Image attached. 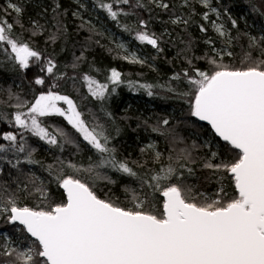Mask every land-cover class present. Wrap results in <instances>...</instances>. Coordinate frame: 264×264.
<instances>
[{
  "label": "snow or ice",
  "instance_id": "6c2138e0",
  "mask_svg": "<svg viewBox=\"0 0 264 264\" xmlns=\"http://www.w3.org/2000/svg\"><path fill=\"white\" fill-rule=\"evenodd\" d=\"M117 2L127 5L130 0ZM199 3L219 16L217 9L210 7V0H199ZM99 6L112 20L126 14L114 10L112 3L103 0ZM158 6L169 8L163 0ZM59 7L57 4L56 8ZM10 11L17 17L22 13L21 7L12 0L0 9V52L21 71L35 66L36 85L45 86L49 78L63 79L65 74H57L53 59L45 60L30 43L15 35L14 23L7 19ZM203 19L209 20L208 12ZM172 23L187 25L189 20L176 17ZM140 25L146 27V22L141 20ZM232 25H236V20H232ZM212 26L221 37H227L222 24L213 21ZM42 27L34 21L32 35ZM200 30L207 31L204 26ZM50 39L54 41L56 36ZM136 39L159 48L154 34L140 30L136 32ZM226 43L230 44L231 39ZM249 47L260 48L261 58L252 59L249 51L244 67L223 64V55L231 56L232 52L213 49L216 56L208 58L211 65L208 70L196 68L189 61V68L183 72L189 92L182 95L191 97L190 115L207 122L212 133L225 143L226 150L233 153L231 159L217 163L214 161L218 153L212 152L211 158L204 163V167L214 173L230 176L235 192L231 197L221 187L216 198L201 194L202 200H197L192 186L184 182L185 172L188 176L194 175L190 165L196 159L193 151L200 147L195 142L190 147L173 148L174 155H169L167 166L141 175L127 161L117 158V150L110 146L111 137L102 124L89 123L73 99L52 90L58 86L56 83L47 91H41L32 102L16 96L14 107L17 110L12 117L15 126L63 150L65 144H75V140L62 128L50 131L41 120L63 117L82 142L95 151L97 158L87 168L57 158L60 167L56 169V180L65 196L61 202L29 207L18 206L15 198H9L6 204L0 205V213L7 214V222L18 225L16 231L30 240L24 248L7 242L0 245V255L8 258L5 264H264V37L259 40L250 37ZM81 59L82 56L77 57V61ZM132 62L143 63L135 56ZM76 66L73 63L74 70ZM173 78L180 79V75ZM83 79L93 97L105 98L107 84L89 75H84ZM109 79L113 85H118L122 82L121 73L113 69ZM139 87L147 90L149 96L153 95V85ZM61 102L66 107H61ZM162 124L167 126L169 121L164 119ZM151 130L160 132L159 127ZM3 140L10 144H0V153L27 151V162L37 163L31 158L34 149H27L23 140L17 143L16 135L5 133ZM180 142L181 138L173 137V144ZM147 150H154V145L149 144ZM160 158L161 153L156 152L154 159L158 162ZM89 159L91 161V157ZM65 167L74 173H94L100 179L115 183L97 171L111 169L138 181L140 187L139 190L125 187V194L130 198L129 207L118 199L101 198L93 185L76 175L64 174ZM138 167L145 166L138 164ZM52 170L50 165V173ZM36 191L44 201L48 200L43 187H36ZM157 194L162 199L161 210H147L152 203L149 198L154 199Z\"/></svg>",
  "mask_w": 264,
  "mask_h": 264
},
{
  "label": "trees",
  "instance_id": "16d2710c",
  "mask_svg": "<svg viewBox=\"0 0 264 264\" xmlns=\"http://www.w3.org/2000/svg\"><path fill=\"white\" fill-rule=\"evenodd\" d=\"M7 2L8 0H0V9L6 7ZM12 2L22 9L19 17L11 11L7 17L9 23H14L15 35L30 43L45 60L53 59L57 64V74L65 75L59 81L49 78L45 86L36 85L35 66L21 71L0 52V144H10L3 140V134L11 132L17 136V143L23 140L27 149H34L31 158L37 161L28 163L27 151L17 153L9 150L0 153V205L6 204L9 198H15L18 206L29 207L61 202L65 196L56 180V169L60 167L57 158L65 162L71 161L82 168H87L97 158L95 151L86 142H82V138H79L63 117L41 118L50 131L62 128L75 140V144H65L63 150L58 146L48 145L15 126L12 120L17 110L14 107L17 103L15 97L32 102L36 95L47 91L53 83L58 86L52 90L73 99L89 123H99L105 127L111 137L110 146L117 150V158L127 161L141 175L145 171L156 172L161 166H167L169 155H174L171 151L173 148L190 147L195 142L200 147L193 151L196 159L190 167L194 170V175L188 176L185 172L184 181L192 186L193 195L197 200H202L201 194L214 199L221 187L229 197L235 194L228 174L214 173L204 167L212 152L218 153L214 161L217 163L231 159L233 153L226 150L225 143L219 141L208 126L200 124L190 115L191 97L182 95L189 92L183 72L189 68V61L196 68L208 70L211 67L208 58L216 56L213 49L232 52L231 56L223 55L222 63L234 68L246 66L244 60L249 51L252 59H260V48H250L249 42L250 37L259 40V35H264V0H221L219 11L229 24L226 39L216 34L207 20L203 19L205 8L196 0H163L169 4L168 9L158 6L161 0H130L127 5L118 3L117 0H103L104 3H112L114 10L126 13L118 16L117 20H112L120 34L129 32L136 35L137 31L143 30L158 38V49L146 43L142 45L144 50H148L147 59L143 63L125 59L120 49L104 41L100 31L91 25L95 12L109 17L99 6L100 0ZM57 4L60 5L59 8H56ZM176 17L187 19L189 23H172ZM141 20L146 22V27H141ZM232 20H236L235 26L232 25ZM34 21L43 26L37 30L36 35H32ZM201 26L207 31L202 32ZM52 35L56 36L54 41L50 39ZM228 38L231 39L230 44L226 43ZM209 40L213 43L206 42ZM81 56L82 59L77 61V57ZM73 63L77 65L75 70ZM113 69L121 73L122 82L118 85H113L109 79ZM178 74L180 79H174ZM84 75L108 85V93L103 100L90 94ZM141 84L153 85V95L149 96L147 90L139 87ZM164 119L169 121L167 126L162 124ZM152 127H159L160 132H153ZM174 136L181 138L182 142L173 144ZM206 142L209 143L207 146ZM149 143H153L154 150H147ZM141 149L146 151L142 152ZM156 152L161 153L158 162L154 159ZM138 164L145 167L141 169ZM50 165L53 166L51 173ZM97 171L115 183L100 179L94 173H74L72 169H63L64 174L76 175L93 185L101 198L118 199V202L130 207V198L126 196L124 189L127 186L139 190V182L111 169ZM36 187L44 188L47 201L42 199ZM149 199L152 203L147 210H161L162 199L158 194L154 199ZM17 227L7 222V214L0 213V245L7 242L14 247L24 248L30 242L23 238L21 232L16 231ZM7 259L0 255V264H5Z\"/></svg>",
  "mask_w": 264,
  "mask_h": 264
},
{
  "label": "rangeland",
  "instance_id": "374dc122",
  "mask_svg": "<svg viewBox=\"0 0 264 264\" xmlns=\"http://www.w3.org/2000/svg\"><path fill=\"white\" fill-rule=\"evenodd\" d=\"M196 1L199 3V0H196ZM220 4H221V0H210V7L216 8L217 11L219 12V16H217L216 13L211 12L210 8H205L202 4L201 5L205 8V11L209 13V20H207V24H209V26L212 28V30H214L215 33L218 34L216 32L215 28L212 26V22L215 21L217 24H222L224 26L225 31L228 34L229 29H227V28H228L229 24L225 22L224 18L222 17V15L219 11ZM117 11H119V10H117ZM93 14H94L92 17L93 18V20H92L93 24H91V23H89V24H91L95 29L100 31L104 41H106L107 43H110V44H114L118 49H120V51L123 53L124 57H126V56L128 57L127 60H132L133 56H135L140 61H144L147 59L148 50L146 51V50H144V48H142V45L145 44L146 42H141L138 39H136V35L134 33L130 34L128 32V33L120 34L119 31H117V29H115V23L112 22V19L110 17H106V16L98 14L96 12ZM108 18H110V19H108ZM259 36L264 37V35H259ZM227 37H228V35H227ZM227 37H222V38L226 39ZM120 45H123V47H120ZM61 107H66V105H63V103L61 102ZM149 144H153V143H149ZM207 144H209V143L207 142ZM147 146H146V148H147ZM29 244H30V242H27L25 247L28 246Z\"/></svg>",
  "mask_w": 264,
  "mask_h": 264
},
{
  "label": "water",
  "instance_id": "95a60500",
  "mask_svg": "<svg viewBox=\"0 0 264 264\" xmlns=\"http://www.w3.org/2000/svg\"><path fill=\"white\" fill-rule=\"evenodd\" d=\"M193 119H195L197 122H199L200 124H203V125H205V126H208L209 127V129H210V125H208L207 124V122H205V121H199L197 118H195V117H193ZM210 131H211V129H210ZM211 133H212V131H211ZM213 134V133H212ZM214 135V134H213ZM215 136V135H214ZM216 137V136H215ZM219 141H221L222 143H224L222 140H220V138H218V137H216ZM61 189V191L63 192V189L62 188H60ZM63 194H64V192H63ZM10 225H13V224H10ZM16 226H18V225H16Z\"/></svg>",
  "mask_w": 264,
  "mask_h": 264
}]
</instances>
